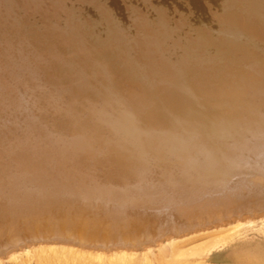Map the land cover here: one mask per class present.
Returning <instances> with one entry per match:
<instances>
[{
  "label": "bare ground",
  "instance_id": "1",
  "mask_svg": "<svg viewBox=\"0 0 264 264\" xmlns=\"http://www.w3.org/2000/svg\"><path fill=\"white\" fill-rule=\"evenodd\" d=\"M39 1L26 0V4L23 1L20 6L30 7ZM77 1L50 0V6L56 10L54 16L57 9L66 12L69 7L61 23L56 24L59 21L57 16L55 23L51 18L52 23L45 28L51 31L58 29L52 36L56 43L42 42V32L41 36L36 34L33 38L34 32L23 30L22 34L19 30L20 36L15 40L17 47L14 43L15 52L8 48V54L13 53L15 69L20 66L13 72V78H8L15 83L5 85L3 82L6 81H2L5 76L0 74V82L3 83L0 85V259L10 258L26 247L41 249L56 245L72 250L79 248L81 251L123 255L138 248L144 251L152 245L161 246L162 240L168 241L172 236L179 239L217 229L226 225L228 219L240 224L263 217L264 131L256 132L249 145L237 154L227 153L226 148L200 156L177 152L170 162L176 173L169 169L170 163L164 162L156 163L158 169L144 168L141 157L134 155L135 148L122 141L123 137L109 143L111 151L108 149L103 162L79 168L73 167L74 164L65 157H36L39 151H46L47 146L30 139L51 128L45 120H54L58 114L70 110L63 100L67 93L63 87L67 73L73 72L81 77L95 94L107 96L128 92L145 85L158 72L172 70L173 66L160 64L152 55L162 53L159 45L165 42L166 36L176 43L179 39L183 41L186 26L176 27V24L172 25L174 29H169L168 24L173 20L169 22L165 13L175 19L178 16L182 21L180 15L190 9L191 17L203 24L210 13L220 18L215 29L224 31L225 42L216 44L207 34L203 56L206 54L208 60L215 58L209 55L221 50L219 53L229 52L226 60L231 59L236 50L232 53L229 48L236 46L232 42H236V38H245L242 40L244 44L248 42L264 53V38L255 35L254 27L256 24L264 30V0H186L188 5L184 0H80L83 5ZM135 6L147 10L148 21L143 22V33L137 31L134 23ZM53 13L49 17H54ZM238 14H243L248 25L242 35L237 29ZM184 24L189 25L187 22ZM189 26L193 27L192 24ZM32 41L44 43V46L37 48ZM8 42V46L12 44ZM181 45L173 59L177 62L182 56L192 57ZM250 53V60L247 59V64H242L239 71L230 70L233 66H226V62L224 66L223 61L216 58L215 63L223 64L210 72L208 70V74L222 88L230 91L238 87L241 92L236 94V98L240 101L253 98L264 105V56L257 58L256 54ZM241 56L244 58L245 55ZM77 58L81 63H75ZM234 58L229 61L232 63ZM193 59L187 66L199 62ZM42 61L50 66L44 67ZM188 62L185 61L186 64ZM203 62L201 60L200 63ZM128 67L134 68L135 73L128 75ZM96 73L101 77L93 81ZM43 74L49 75L51 87L39 83L38 79ZM198 117H202L205 125L199 126ZM192 125L201 131L200 134L217 136L207 109L195 103L184 108L168 129L173 135L176 127L192 128ZM28 140L27 147L16 148ZM192 243L180 242L169 249L171 254H182Z\"/></svg>",
  "mask_w": 264,
  "mask_h": 264
},
{
  "label": "rangeland",
  "instance_id": "2",
  "mask_svg": "<svg viewBox=\"0 0 264 264\" xmlns=\"http://www.w3.org/2000/svg\"><path fill=\"white\" fill-rule=\"evenodd\" d=\"M25 1L26 0H6L4 2L2 0L1 2L0 0V74L3 75V77L5 76V78H3L5 80H2V77H0V80L6 81V83L3 82L5 85L9 84L8 82H10V80L8 78L12 79L13 72L20 67L17 66L15 69L13 65L15 62L12 59L13 53L12 55L8 54L10 49L15 52V44L17 47V42L15 43V40L17 41L20 33L24 34L25 30L32 31L35 33H32L34 38L36 34L41 36L42 32V36L44 37L42 42H48V44L54 45L52 43L56 42H54L55 40L53 41L52 36L58 29L51 31L45 28L49 26L47 24H50V20L53 19L52 22L56 21L57 16L59 21L57 20L56 24L61 23L65 18V14L69 12V7L66 8V12H64L65 10L60 12L59 9H57L58 13L54 16L56 10L52 5L50 6V0H40L38 3L30 5V7L20 6L22 2L26 4ZM79 1L80 0L76 3ZM184 1V3H186V0ZM2 3L5 5H2ZM80 3L83 5L82 1H80ZM144 5L145 4L142 6ZM135 7L136 10L133 12L135 16H133L134 23L137 24V31L143 33V25L148 21L147 10H144V7ZM49 8L50 10H48ZM21 9L25 11L23 12ZM189 10L190 9H187L180 15L182 21L179 20L177 13V19H175L176 17L170 16L169 13H165L169 22L170 20L175 21V23L172 21V23L168 24V27L170 26L169 29H174L173 27L176 24V27H179V25L183 27L186 26L184 40L181 41L179 39L176 43L175 40H171V37L166 36L165 42L158 38V40L162 41L159 46H162L160 47V52L164 55L161 57L162 53H159L160 55L157 53L155 56H152L156 60H159L160 64L166 63L165 66H173V69L168 72H158L152 76V79L150 78V81H147L145 85H135L136 87L128 90V92L107 94V96H105L101 93L95 94L88 85L84 84L81 77L76 76L73 72L70 74L67 73L66 80H63V87L67 89V93L63 100L70 107V112L58 114L54 120H45V124L51 126V128H49L47 132H44V134L36 135L35 138L30 139L37 144L45 143L47 146L46 151H39L36 157L42 159L48 156L52 158L65 157L68 162L74 164L73 167H91L96 163L103 162L104 155L111 151L110 144H112V140H118L123 137L122 141H127L130 143L131 147L135 148L136 151L134 150V155L141 157V164L145 163L144 168L153 167L158 169V167H156L157 162H164L167 164L173 162L174 158L177 156V152L200 156L203 153L213 154V152L216 153L218 149L223 150L226 148L227 153L237 154L249 145L248 142L252 141L258 132L264 131V105L259 100L253 98H244L245 100L240 101L236 98V94L241 92V90H238V87L232 88L230 91L226 89V87L222 88L217 85L213 81L212 76L208 74L211 69L217 66L220 67L223 63L225 66V62L227 63L226 66H233L230 70L239 71V67H241L242 64H247V59L250 60L248 57L249 52H251L250 54H256L257 58H259V56L263 58V51L260 48L257 49L248 45V42L244 44L242 40H245V38H242V40L236 38V42L232 41L234 42L233 44H236V46L233 45L234 49L233 47H230L232 49L229 48L232 53L236 50V52H234L236 55L232 54L231 59L229 58L231 61L233 57H235L232 61V63L234 62L233 65H231L232 63L229 59L226 60V57L230 55L229 52L226 54V50L222 53H219L222 50L218 53L215 51L217 55L211 54L208 56L210 58L211 56H215L214 59L217 58L220 62L223 61V63L220 64L218 61V63H215L214 59H212L213 57L211 58L213 61L211 59L208 60L206 54L203 56V50L206 49L204 48L206 46L205 39H208L210 36L216 44L225 42V38L223 37L225 35L224 31L215 29L218 23L217 21L220 18L209 12L210 15L208 14L206 23L203 24V22L194 20ZM53 11H55V13H53ZM46 13H50V15ZM52 13L54 17H49ZM44 14H46L49 19H46ZM138 15L140 16L138 17ZM212 15L213 17L211 18ZM240 15L241 14H238L237 29L238 31L240 30V34H243V31L246 30L245 28L248 27V25L246 24L247 22L243 14ZM186 22L189 25L192 24L193 27L184 24ZM26 23L28 25H26ZM14 25L17 26V28L13 27ZM19 26L22 28H19ZM254 27L255 35L263 39L264 30L258 28L259 25L256 24ZM203 28H205V30ZM10 32L13 35H11ZM7 35L8 37H6ZM3 36L7 39L2 40L4 38ZM7 41H9V44H12L8 46ZM179 41H181V43ZM229 42H231V40H229ZM34 43L35 41H32L33 46ZM181 44L184 45V49L190 52L192 57L190 58V56H188L187 58L189 60H186L187 58L182 56L179 63L173 59L176 57V49L179 47L181 48ZM228 44L230 45L231 43ZM42 45L44 46V43L36 44L37 48L40 46L43 47ZM6 52L7 54H5ZM201 53L202 55H199ZM242 54L245 55L244 58L241 56ZM218 55L221 56L220 58L223 60H221ZM222 56H224V58ZM6 57H10L12 60L10 61L9 58L7 59ZM62 57L63 56H61V58ZM192 58H194L193 61L195 62L199 58V62L193 64V66H187ZM200 59L207 64L205 62L200 63ZM75 60V63H81L78 58ZM185 61L189 62L186 64ZM42 62L44 63V65L42 63L44 67L48 63H45L46 60ZM48 65L50 66V64ZM48 65L46 67H49ZM235 67L236 69H234ZM3 69L5 73L9 70L8 73L10 75L7 73L4 74ZM21 69H23V67H21ZM129 69L130 72L127 73L128 75L135 73L134 68L128 67L127 70ZM225 70L227 71L228 68H225ZM96 75V77H92L93 81H97V79L101 77L98 73H96ZM38 80L43 86L51 87L49 75H40ZM1 82L0 85L3 84ZM12 83L14 84L15 82L12 81L9 85H12ZM191 103L199 104L201 107L207 109V113L212 119V127L216 130L214 133H216L217 136L207 135L208 133L200 134L201 131L194 125H192V128L176 127L173 135L170 134L168 128L173 124L176 117H179L184 108L189 107ZM198 118L199 126L200 124L205 125L202 117ZM220 124H225L227 126H221ZM223 133L226 134L223 135ZM106 141H108V148ZM29 142V140L21 142L16 148L27 147V143ZM169 169L175 172L171 163ZM226 222V225L217 229L211 228L208 231H202L198 234H189L179 239L172 236L168 241L166 239L162 240L161 246L152 245L149 249L144 251L138 248L135 251L123 255L116 252L111 254L108 252L101 253L100 251H81L79 248L72 250L68 247L63 248V246L60 245L41 249L36 246L18 250L15 255L10 258L2 257L0 259V264H264V216L256 217L251 221L245 220L243 221L244 223L240 224L231 222V219H228ZM184 239L185 241H183ZM189 241L190 243H194L187 246V249H185L187 252L177 255L171 254V249H169V247L171 248L172 245L179 244L180 242Z\"/></svg>",
  "mask_w": 264,
  "mask_h": 264
}]
</instances>
